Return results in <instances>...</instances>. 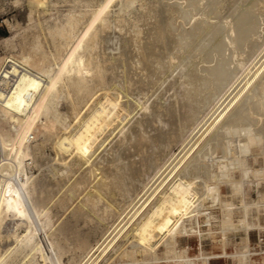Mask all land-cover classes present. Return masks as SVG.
Segmentation results:
<instances>
[{
  "label": "bare ground",
  "instance_id": "1",
  "mask_svg": "<svg viewBox=\"0 0 264 264\" xmlns=\"http://www.w3.org/2000/svg\"><path fill=\"white\" fill-rule=\"evenodd\" d=\"M10 1L25 2L28 25L14 27L3 39L0 57V109L17 121L11 138L0 135V243L13 238L3 249L0 244V264H17L19 255L27 264H48V249L36 237L50 223L55 181L46 174L38 178L33 165L62 177L77 165L89 166L87 172L100 169L94 190L79 201L93 211L106 195L126 205L132 186L143 190L145 178L151 181L160 171L153 192L137 206L141 194H135L131 214L88 264H134L109 254L123 252L129 234L126 246L140 247L150 256L147 264H206L226 255L228 234L251 228L246 212L258 217L264 211V164L256 168L248 161L261 155L264 162V0H146L139 6V0H66L70 4L56 7L54 15L49 5L57 1ZM39 13L45 23L34 19ZM153 87L159 99L170 93L164 100L140 101ZM122 91L137 96L133 115ZM173 141L182 144L179 156L164 151ZM46 143L53 155L41 151ZM252 146L260 152L252 153ZM226 184L230 192L223 195ZM81 206L71 214L77 221L86 209ZM110 207L100 208L99 219L110 215ZM60 226L57 234L74 225ZM183 228L182 236L200 240L193 257L178 242L171 248ZM216 232L221 251L203 252L201 240ZM160 244L166 248L162 259L155 251ZM252 253L245 238L227 255L235 264H251Z\"/></svg>",
  "mask_w": 264,
  "mask_h": 264
},
{
  "label": "rangeland",
  "instance_id": "2",
  "mask_svg": "<svg viewBox=\"0 0 264 264\" xmlns=\"http://www.w3.org/2000/svg\"><path fill=\"white\" fill-rule=\"evenodd\" d=\"M9 1L10 0H0V57H2L5 53L4 46L2 43L3 39L5 37H8V36L13 34L14 27H16V26L21 27V26H25V25L27 26L28 25V21L26 19L27 18V16H26L27 15V10H26L27 8H26V4H24L25 2L24 1L21 2L20 5L19 4L14 5V3H11V1L10 2ZM53 1H57V3L55 4V6L49 5V7L51 8L50 11H51L52 15L56 14L57 11H60L61 8L63 9V7L65 8L70 4L69 3L70 1H69V2H67V4H68L67 5L66 0H53ZM89 1L95 2L96 0H89ZM99 1L100 0H97L96 3ZM150 1H153V0H150ZM144 2L146 3V0H142V1L139 0V1L135 2L134 5L139 6L140 3L142 4ZM96 3H94V4H96ZM53 7H54V9H53ZM56 7H57V11H56ZM39 14H41L40 15L41 18L39 16ZM39 14H34V16L36 15L34 19H37L36 17H38V19L42 22V19H45V17L43 16L42 13H39ZM48 15H49V13L45 14V16H47V17H48ZM36 21L37 20H34V23H36ZM42 23H45V21ZM150 90H148L150 92L147 91L148 94H150L151 96L153 94H155L153 96L154 97L156 96V98L150 97V95H148L146 92L147 95L146 94L140 95L139 100L143 101V100H146V98L150 99V100L159 99L158 95H160V90L157 91L154 87L151 88ZM168 93H170V91H166V92L164 91V93L160 99L163 98L162 100H164L166 98V96L168 95ZM130 94H128V96L125 95V96H127V99H126V97L124 96V92L122 91V95H123L122 100L123 101L124 100H128V101L130 100L129 101L130 102L129 108L131 110V115H133L137 110V106H135L136 105L135 99L137 98V96L135 95V93L133 94V92L132 93L130 92ZM131 96H135V98L133 99V97H131ZM142 97L145 99H143ZM60 106H61L60 107L61 109H64V103H61ZM132 108H135V109H132ZM142 112H144V114L141 117H145L148 113V110H145ZM135 116H138V115L135 114ZM172 121H175L177 123V117L175 115H173ZM176 123L173 122L174 125ZM16 126H17V121L14 119V116L9 115V114H5L0 109V135H2L5 138H11V136H13L15 134ZM197 134L198 133H196L195 135H197ZM38 136H41V135L40 134L37 135L36 136L37 138L33 137L34 139L31 138L30 139L31 142L34 143L35 141H38L40 138V137L38 138ZM180 144L181 143L179 141L178 142L177 141L170 142V143H168V146L166 147L168 150L166 151V148H165L164 151L167 154H170L171 157H173L172 155H176L179 152L177 154L179 156L183 152V150L180 151L182 148V144L181 145ZM42 146H41V151L45 155L46 154H49V155L54 154V152H53L54 150L51 148L52 146H50V144L46 143ZM251 151L254 154L259 153L260 148L252 146ZM171 153H174V154H171ZM65 155H67V154H65ZM0 157H1V155H0ZM29 161L30 160H27V162H29ZM248 161H249V164H252L256 168H259L260 166H262L264 164L263 158L261 155H258L257 158H254V159H252V157L250 156L248 158ZM77 166H73L75 168L72 167L73 172L64 173L65 175L63 174V177H62V175H58L59 173L56 175H52L51 173L47 174L48 171H47L46 167L44 168V166L37 169V167L33 165L30 169L34 175H37L38 178L41 177L43 174H46L47 178L49 176L53 177V180L51 179L52 177L48 178V179H50V181L51 180L55 181V182H52V185L54 187L51 186V194L53 193L52 194L53 198L48 203V206L50 207V223L48 226L39 228L38 236L36 237V238L40 239L42 244L45 247H47V249H48L45 253V255L47 256L46 261L48 264L50 262H52L53 264H58L59 262L62 264H84V263L88 264V262L91 261L92 257H94V254L99 253L100 249L103 246H105V244H107L111 238L114 237L113 235H115L118 228L124 223V221L127 219V217L131 214V212L133 211V208L130 210V207H131V205H133L135 203L134 201H136L135 200L136 198H134L135 194L138 193L139 195H137V196H140V194H141V197H140L141 200L139 199V201H137L136 204H134V206H137L140 201H142L146 198V195H148L149 192H153V190L155 188L154 185H157V183L160 179L159 177L162 176V175L158 176L160 173V171H159L154 176L155 178L153 177L151 179V181L147 180L145 178L144 182L148 181L149 183L148 182H147L148 184L146 183L147 186H145L143 188V190H142L141 185H139L138 183H136L134 186H132L130 191H131L132 195L133 194L134 195L131 196L132 198H130V199H132L131 201L134 203H132L130 200H128L129 202L126 201L127 203L125 205V202H123L122 200H115L113 198L110 199L111 198L110 196L107 197V195L106 196L103 195L105 197L101 196L100 200L96 203V210L93 211V210L88 209V208H91L90 207L91 205L90 206L88 205L87 208H86V206H83V208H82L81 204L84 201L83 198L86 196L85 195L86 192H88V191L90 192V191L94 190L93 185L95 184V182L98 180V178L100 176V173H99L100 169L98 170V168H97V169L93 170L94 172H92V171L87 172L86 169L89 166L86 168L85 167L83 168L84 165L81 166L82 168L79 166L77 167ZM76 167H77V169H76ZM74 170H75V172H74ZM97 170H98V174L96 173ZM145 170L148 172V170H149L148 167H144L142 169V172H146ZM1 174H2V171L0 169V179L2 176ZM39 175H41V176H39ZM238 175H239V172L236 170L234 172V176L238 177ZM55 176H56V178H55ZM142 177H143V175H142ZM157 178H158V181H157ZM141 179L143 180V178H141ZM153 179L154 180L156 179L155 182L154 181L152 182ZM76 180H80L81 182L74 184V182H76ZM151 183H153V185ZM70 185H72L71 189L67 190V187ZM262 185H264V184L262 183L259 186V189H262ZM58 186H60V188ZM145 190H146V192H145ZM221 191H222L223 195L229 194L230 186L228 184L222 185ZM142 193H144V194L142 195ZM65 195L68 197H66ZM250 196H251V198H256V193H255L254 189H251ZM133 198H134V200H133ZM80 199H81V201H80ZM79 201H80V203L81 202L82 203L80 204ZM107 202L110 204H108ZM204 203H205L204 207L207 208V210H210V208H211L209 206L210 201L206 200V201H204ZM128 204H131V205H128ZM101 205H103V206L104 205H111L110 211H108L109 213L107 212L110 215L104 214V217L105 216L106 217L99 219L100 215L103 214V213L100 214V211H101L100 208L103 207ZM78 206H81V211L84 208H86L87 210L84 209V210H86V212L84 210L82 212H80V214L78 215V217L79 216L80 217L78 218V221H77V220H75V218L71 214H73V211H74L73 209L77 210ZM125 206H126V208H125ZM127 210H128V212H127ZM212 211L214 212V214L219 213V209L217 207L213 208ZM217 211H218V213H217ZM95 212H96V214H95ZM82 213H84L86 216L89 213V215L86 218V216ZM97 213L100 215H98ZM199 219L203 220L204 217L201 216ZM255 221L260 224L259 228L257 226H253L247 231V233H245L242 230H239V231L231 232L228 234L229 242L226 245V251H227V254L228 253L229 254L234 253L236 250H238L239 245L243 242V240L246 237L248 245H249V249H250V251L253 252L252 253L253 255H251V261H250L251 264H264V211H263V209L260 210L258 218ZM64 223L68 224V225H74V226L72 227V229L68 230L69 232L66 231L65 232L66 234L65 233L64 234L63 233L57 234V232H56L57 227H59L61 224H62V226L65 225ZM78 229H80V230H78ZM70 231L72 233H70ZM18 232L23 233V228H19ZM113 232H115V233H113ZM183 232H184V228L182 231H180L176 234L171 248L173 249L174 242H178L179 248L180 249L185 248L187 254L189 256L193 257L196 254H198V252H199L200 240L196 235H188V236L183 235L182 236L181 233H183ZM108 236H110V237L108 238ZM130 238H131V236L129 234L127 243L129 241L132 242V239L130 240ZM219 238H220V234L217 232L214 233L212 237H209V236L204 237L201 240V248H202L203 252H205V253L220 252L221 247H220V243H219ZM12 241H13V238H8V239L3 238L2 242L0 243L1 248L3 249L4 247L11 245ZM121 242H123V239ZM123 243H124V244H122L123 245L122 246L123 252L118 250L117 253L115 254L114 252L112 253V250L108 249L109 247L107 248L108 250H110L109 254L111 255V258H113L116 261L127 258L129 260H134V264H138V263L139 264H147L146 262H148L150 256H147V255L144 256L140 247H136L132 251V249H130V247L126 246V244H127L126 242H123ZM235 248H236V250H235ZM90 249H93V250H90ZM165 250H166V248L164 247L163 244H160L159 246H157L155 248V251L157 252V258L162 259L166 254ZM124 252L126 253L127 257L121 256ZM91 253H92V256H90ZM125 253H124V255H125ZM131 253H133V255H131ZM226 255L212 257L209 259L208 264H235L236 263L231 257H229L228 255H227L228 256L227 257ZM34 259L36 261H38L39 263L42 262V259L40 258L38 253H35ZM146 259H148V260H146ZM15 262H17V264H27V258H22V256L19 255V256H17ZM148 264H153V263L149 262ZM154 264H183V263L182 262H178V263L172 262L171 263V261L161 260L160 262L158 261Z\"/></svg>",
  "mask_w": 264,
  "mask_h": 264
},
{
  "label": "crops",
  "instance_id": "3",
  "mask_svg": "<svg viewBox=\"0 0 264 264\" xmlns=\"http://www.w3.org/2000/svg\"><path fill=\"white\" fill-rule=\"evenodd\" d=\"M257 218L258 217H253V212L247 211L246 215H245V221H246L247 226L253 227V226L257 225L258 222L255 221V220H257ZM208 262L206 264H208Z\"/></svg>",
  "mask_w": 264,
  "mask_h": 264
}]
</instances>
